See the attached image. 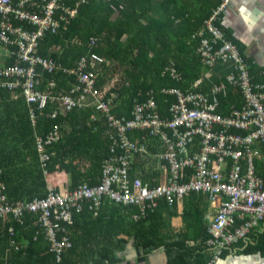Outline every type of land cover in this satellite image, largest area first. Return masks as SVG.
I'll return each instance as SVG.
<instances>
[{
	"label": "built area",
	"instance_id": "1",
	"mask_svg": "<svg viewBox=\"0 0 264 264\" xmlns=\"http://www.w3.org/2000/svg\"><path fill=\"white\" fill-rule=\"evenodd\" d=\"M85 1L76 0L71 5L64 0H0V90L13 93L22 90L27 101H36L39 107H45L50 100L61 96L62 107L67 110L84 105L85 96L93 94L96 109L107 117V123L114 130L109 135L114 154L108 160L112 162L106 161L98 184L84 183L74 189H58L51 185L45 196L18 205L7 202L0 191V220L13 215L23 223L26 212L35 213L38 232L44 230L50 251L61 260L62 252L72 245L67 230L74 224V210H82L83 200L90 202L94 217L105 208V202L135 205L142 214L163 198L173 204L189 190H202L213 203L220 200L206 240L212 252L207 264H214L225 249L247 242L253 228L264 223V176L256 172L254 166L256 159H264L255 145L258 142L264 144V80L255 78L238 45L215 23L232 0H223L213 8L201 29L192 35L197 38V53L203 65L214 68L229 64L231 69L223 80L214 82L208 89H198L200 81L194 84L197 90L169 89L176 94L177 100L170 104V116L165 118L150 96L135 102L133 117L114 114L113 101L117 93L103 98L95 88L97 73L93 68L96 62L104 59L93 52L82 55L75 66L62 70L76 75L78 80L66 93L54 91L56 81L53 79L47 82L46 88L50 89L42 88V73L61 70V65L40 54L43 40L50 32L65 30ZM98 39L93 36L91 44L96 45ZM12 59L14 61L10 62ZM170 75L177 79L181 77L175 67L171 68ZM231 88H237L243 103L224 116L220 110V96L228 95ZM80 90H83L80 96L73 95ZM133 130L160 133L167 146V152L160 157L168 158L175 171L180 164L197 160L199 176L191 182L178 184L173 181L175 174L167 183L153 187L141 178H132L130 160L139 151H146L145 144H138L129 136ZM59 138L57 126L46 140L37 136L36 146L44 170L50 156L47 146ZM196 142L201 145L197 154L193 151ZM140 216L134 215L135 218ZM9 231H15L12 224ZM10 244L20 249L14 239ZM0 260H3L2 264H14L10 258L1 257Z\"/></svg>",
	"mask_w": 264,
	"mask_h": 264
},
{
	"label": "trees",
	"instance_id": "2",
	"mask_svg": "<svg viewBox=\"0 0 264 264\" xmlns=\"http://www.w3.org/2000/svg\"><path fill=\"white\" fill-rule=\"evenodd\" d=\"M64 1L72 5L76 0ZM142 1L143 0H87L82 2L78 8V13L71 19L72 21L70 20L67 29L61 31V28V32L48 33L43 40L39 52L42 56H46L56 64L69 68L75 66L76 61L82 55H89V53L92 52L96 53L104 60L96 62V66L93 68L97 73L95 88L99 90L103 98H107L113 92L117 93V97L113 101L114 114H124L128 118H131L133 117L132 110L135 102L144 101L150 96L154 98L161 112V116L165 118L170 115L168 114L170 104L177 100L176 94L169 92V89L179 88L182 89L183 92H187L189 89L191 90L192 87L189 86L193 84L198 74L195 72V68H193L194 57L192 54H189L193 50H190L186 43L189 36L184 40H178L181 45L185 46L184 49L177 45L176 47L181 48L178 52L177 48H173L168 40L160 38V35L165 36L168 30L171 31L172 23L174 19L177 18V15L173 12L169 11L170 13L168 14H163L160 17L152 19L151 25L148 26L151 31H158L160 33L157 35V41L144 37L140 39L135 38L141 35V30L138 31L139 35H133L129 39H125L124 36L127 33H136L137 25H135L134 22H138L139 18L133 15V10H136L137 7L142 8ZM171 2V0L168 1V3ZM111 5L115 6L117 9L115 15H112ZM211 12L208 16H210ZM182 13L183 11L180 14ZM172 15H174V17H172ZM182 15H185V11ZM185 16L188 21H191V14ZM182 23L187 22L182 19ZM188 23L189 24L185 25L188 35H191L194 30L197 31L200 29V27L198 28L199 25L195 22ZM215 23L220 26L219 20H216ZM183 27L184 26H178L179 29ZM94 35L99 38L98 41L95 42L97 43L96 45L89 42ZM227 37L230 38V35H227ZM195 45L194 50H197V43H195ZM150 50L154 52L152 55L150 54ZM166 54L171 55L165 57ZM121 56L122 59L120 58ZM118 59L121 60L117 64L116 61ZM170 59L173 61H170ZM13 61L14 59L10 60V62ZM154 61L157 62L155 63ZM172 67H175L180 73L181 77L179 79L169 76ZM251 73L254 74L256 72L251 70ZM41 79V86L44 90L50 89L46 88L47 82L50 79L55 80L56 88H54V91L58 94L64 92L65 89L71 88L78 82L76 75H71L62 70L55 69L53 72L42 73ZM256 79L264 80V77H257ZM82 91L83 90H80L73 95L78 97ZM1 92L0 90V93ZM4 92L2 96L6 97L10 95L6 93L8 90ZM15 94H17V98L14 103L20 105L24 113L20 122L22 128L19 129L22 137L16 139H24V148L26 150L30 149L33 151L34 146V156L36 160H33L32 168L28 170L29 175L27 176L31 177L33 183L31 185H26L23 184V182L26 181L27 178H23L21 173L19 174V170H8V165H18L13 163L16 158L18 159L21 157L19 155H12L7 158V163L9 164L2 165L1 155L4 154V149L0 148V191L5 194L6 201L12 205H18L21 202L30 201L37 196H45L51 185L56 188L58 187V185L54 183V174H60L63 170L69 174V185L67 186L69 189H74L78 185L84 183L89 185L100 183L102 179V169L106 161L109 162L110 160L108 159L114 154L111 150L109 138L110 133L114 130L107 123V117L103 113L100 112L97 116L98 112L95 109L96 104L93 103L87 106L81 105L75 107V109L73 108L71 111L62 107L61 96H57L54 100H50L47 106L39 107L38 102L27 101L22 90H17ZM220 98V100H222L221 112L224 116L229 115L234 108L241 107L243 103L237 88H231L228 95L225 97L220 96ZM55 112L56 116L53 115ZM94 117L97 118L96 121ZM78 119L83 120L81 125L76 123ZM55 126L59 128L60 138L47 146L50 156L47 160L45 172L44 168L41 166L39 152L35 145L37 136H41L46 140ZM233 131L239 130L234 129ZM132 132H135L136 136L140 138L138 142L150 147L148 148L150 151L156 152L158 148H160L159 150L161 151L162 147L163 152L159 155L167 152V146L160 136V133L158 135L151 134L149 130H133L129 132L131 138H133ZM142 136H145V139H142ZM200 147V143L196 142L193 149L194 153H199ZM13 151L16 152L17 149L14 148ZM141 154L143 155L145 152L139 151L130 160L131 177L141 178L144 182L148 183L150 187L162 184L159 182L161 172L157 169L154 170L152 167H155V164H151L149 161L150 159L147 158L146 160ZM160 160L164 163L166 170V177L165 180L162 181L163 183H167L175 174L177 176L173 181L178 184L191 182L199 176L198 171H196L197 160H194L191 164H180L177 171L172 168V164L168 158H161ZM22 161L25 162L24 159ZM138 171H140L138 173L139 176L134 174ZM96 172H101V177L100 174L97 173V175ZM202 194H204L202 190H189L183 198L175 200L173 204H169L167 199L163 198L156 206L148 208L147 211L142 214L139 207L135 205L105 202V208L95 217L92 215V210L89 208L90 202L83 200L82 210L79 212L74 210V224L68 226L67 230L72 245L62 252L61 260L57 259L56 253L50 251V243L47 240L44 230L42 229L41 232H38L39 224L37 216L33 212H26L24 214L22 217L24 220L23 223L19 222V217H14L13 215H7V217L2 218L0 221V236L3 240H8V244L14 239L15 242L20 245V249H15V245L12 246L17 255L14 254V256L10 258L14 264H123L124 257L119 256V252L125 251L128 239L125 237H118L117 241L113 244H111L110 239L113 236H117L122 231L133 237L132 246L134 247L135 245L136 248L134 247V250L139 252V260L144 261L149 254L158 248L156 241L160 240L161 242L164 240L162 238L165 234V221L167 219L164 210H174L178 203H190L191 201H193L196 208H199V201ZM186 212L190 215L193 214L191 210H186ZM135 214L141 216L135 218ZM11 224L15 228L14 233L9 231ZM81 225L82 233L80 236H77V231L81 228ZM204 232L207 233V227L204 228ZM26 234H31L33 236H31L28 245L23 246L20 237ZM183 236L187 237V241L191 237L188 232ZM94 237H96L97 248H93L90 243ZM208 237L209 236H207V238ZM205 241L198 244H191L189 242L184 243L183 241L176 240L168 244L171 245L167 246L168 249L166 248V252L170 255V257H168V264H207L212 256V252L207 247ZM175 245L179 246V248L175 247ZM249 246H251V244H249L248 247ZM1 255L0 249V258L2 257ZM13 258H15V260ZM0 262V264H2L3 260H0Z\"/></svg>",
	"mask_w": 264,
	"mask_h": 264
},
{
	"label": "crops",
	"instance_id": "3",
	"mask_svg": "<svg viewBox=\"0 0 264 264\" xmlns=\"http://www.w3.org/2000/svg\"><path fill=\"white\" fill-rule=\"evenodd\" d=\"M168 1L169 0H143L142 8L137 7L136 10H133V15L139 18L138 22H134V24L137 25L136 33H127L124 36L125 39H129L133 35H139L138 31L141 30V35L135 38L140 39L141 37H144L157 41V35L160 33L158 31H151L150 27L148 26L151 25L152 19L160 17L163 14L173 12L177 15V18L174 19V22L172 23V29L171 31L168 30L165 36L160 35V38L168 40L169 44H171L173 48H177L178 52L181 50V48L185 49V46L181 45L178 40H184L189 36L186 40V43L188 44L189 49L193 50L189 54H192V56L194 57L193 68H195L194 70L198 74L196 80L189 87L193 88L194 83L198 81H200L202 84L208 85L213 82L223 80L226 74L231 69V66L229 64H220L213 69L204 66L198 57L197 50H194V47L196 46L195 43H198L196 42L197 40H193L191 38V35H188L185 29L187 28L185 25L189 24L188 22H195L199 25L198 28L201 27L203 20L208 16L211 10L223 0H171V3H168ZM231 3L232 4L227 9H225L219 17L220 27L227 35H230V38L238 45L242 54L247 58L248 62L250 63L251 70L256 72L254 73L255 75H253L256 78L264 77V0H232ZM110 8L113 12L112 15H115L117 12L116 7L111 5ZM182 11V14H184L185 11V15H192L191 18L188 17L191 19V21H188L185 15L183 16L182 14H180ZM172 17H174V15H172ZM182 19L186 20L187 23H182ZM178 26L184 27L179 29ZM176 45H179L181 48L176 47ZM153 53L154 52L150 50V54L152 55ZM169 55L171 54H166L165 57H168ZM120 58L122 59V56ZM121 59H118L117 62ZM170 61L173 60L170 59ZM262 73L263 75H261ZM169 76L171 78H174L171 75ZM1 91L0 148L4 149V154L1 157L3 159H1V161L2 163H4L2 165L8 164L7 158H9L10 156L19 155L22 160H25V162L18 158L19 160L16 159L13 163L18 165H8V170H19V174L21 173V176L23 178H27V180L24 181L23 184L31 185L33 183V180L30 176H27L29 175L28 170L32 168L33 160H36L34 156V146L33 151H31L30 149L26 150L23 145L24 139L20 138L15 141L16 138L22 137L20 135L21 131L19 129L22 128L20 122L24 114L23 109L20 108V105L14 103L17 98V94H13L12 92L9 93L8 91L6 93L10 95L4 97L2 95L5 93V90ZM238 93L241 96L239 91ZM94 99L95 98L93 97L90 103L89 99L86 100L84 105L87 106L93 104ZM96 111L98 112V116L99 111L97 109ZM94 120H96V117H94ZM82 122V119H78L76 123L81 125ZM131 134L133 137L132 139L138 142L140 138L136 136L135 132H132ZM255 145L257 146V148H259L262 155H264V144L258 142ZM14 148L17 149L16 152L13 151ZM148 148L150 147L146 145L145 154L142 156L145 157L146 160L147 158H149L151 164H155V167L152 168L154 170L157 169L161 172L159 182L163 183L162 181H164L166 177V170L164 167V163L160 160L161 158L159 155L163 152L162 147L161 151L159 150L160 148H158V151L156 152L150 151ZM254 166L256 172H259V174L264 176V159H257ZM139 172L140 171L134 174L139 176ZM97 173L100 174L101 177V172H96V174ZM68 178L69 174L67 172H64L63 170L60 174H54V183L58 185V189L68 188ZM219 201L220 200L218 199L215 203H213L207 195L202 194L199 201V208H196L193 201H191L190 203H178L176 209L174 210L165 209L164 212L167 215V219L165 221V234L162 238L164 240H162L161 242L160 240L156 241V243L158 244V248L154 252L149 254L147 259L144 261L139 260V252L134 250V243V247L132 246V242L134 239L132 236L127 235V233L121 231V233H119L117 236H113L112 238H110L111 244L115 243L118 237H125L128 239L125 251L119 252V256L124 257L123 264H168V257H170V255H168V253L166 252V248L167 246H171L168 244L175 242L176 240L183 241L184 243L189 242L191 244H198L200 242H204L207 239V236H209L208 226L214 215L216 214ZM186 210H191L193 214H188ZM205 227H207V233L204 232ZM188 230H190L191 232ZM81 232L82 225L81 228H79L77 231V236H80ZM187 232L191 235L188 241L187 237L183 236L184 234H187ZM31 236V234H26L20 237L23 246L28 245ZM90 243L93 248H97L98 245H96V237H94V239H92ZM249 244H251V246L248 247ZM175 247L179 248V246L177 245H175ZM0 249L3 259L11 258L15 254L12 245L8 244V240H3L1 236ZM214 264H264V223L260 222L255 228H253V230L249 234L247 242L239 243L237 246L233 245L231 246V248L225 249L221 258L218 259Z\"/></svg>",
	"mask_w": 264,
	"mask_h": 264
},
{
	"label": "bare ground",
	"instance_id": "4",
	"mask_svg": "<svg viewBox=\"0 0 264 264\" xmlns=\"http://www.w3.org/2000/svg\"><path fill=\"white\" fill-rule=\"evenodd\" d=\"M72 21V20H71ZM73 25V24H72ZM186 29V28H185ZM185 29H184V31H185ZM179 30V29H178ZM195 31V30H194ZM182 32V31H181ZM57 33V32H56ZM60 36V35H59ZM73 36V35H72ZM95 36V35H94ZM86 37V36H85ZM90 42V41H89ZM166 43V42H165ZM68 44V43H67ZM70 45V44H69ZM45 46V45H44ZM71 46V45H70ZM169 46V45H168ZM177 46V45H176ZM69 47V46H68ZM76 47V46H75ZM99 48V47H98ZM107 48V47H106ZM72 49V48H71ZM125 49V48H124ZM131 49V48H130ZM167 49V48H166ZM60 50V49H59ZM101 50V49H100ZM74 51V50H73ZM87 51V50H86ZM104 51V50H103ZM85 52V51H84ZM109 52V51H108ZM108 52H107V54H108ZM171 52V51H170ZM43 54V53H42ZM52 54V53H51ZM59 54V53H58ZM84 54V53H83ZM106 54V53H105ZM57 55V54H56ZM77 56V55H76ZM105 56V55H104ZM107 56V55H106ZM115 56V55H114ZM46 57V56H45ZM118 57V56H117ZM168 59V58H167ZM166 59V60H167ZM116 61V60H115ZM175 61V60H174ZM117 62V61H116ZM140 62V61H139ZM155 62V61H154ZM157 62V61H156ZM155 62V63H156ZM135 64V63H134ZM159 64V63H158ZM196 64V63H195ZM162 65V64H161ZM159 66H160V64H159ZM168 67V66H167ZM154 68V67H153ZM141 69V68H140ZM139 69V70H140ZM151 69V68H150ZM61 71V70H60ZM107 71V70H106ZM152 71V70H151ZM150 71V72H151ZM117 72V71H116ZM157 72V71H156ZM132 73V72H131ZM169 73V72H168ZM146 74H148V73H146ZM72 75V74H71ZM196 75V74H195ZM130 76V75H129ZM132 76V75H131ZM157 76H159V75H157ZM147 77V76H146ZM149 77V76H148ZM140 78V77H139ZM110 80V79H109ZM129 80V79H128ZM133 80V79H132ZM158 81H160V80H158ZM77 82V81H76ZM123 82V81H122ZM134 82V81H133ZM163 82V81H162ZM44 84V83H43ZM172 84V83H171ZM45 85V84H44ZM139 85V84H138ZM152 86V85H151ZM164 86V85H163ZM167 87V86H166ZM188 87V86H187ZM208 87V86H207ZM99 88V87H98ZM151 88V87H150ZM170 88V87H169ZM204 88V87H203ZM116 90V89H115ZM114 90V91H115ZM182 90V89H181ZM190 90V89H189ZM155 91V90H154ZM157 91V90H156ZM109 94V93H108ZM155 96V95H154ZM225 97V96H224ZM158 98V97H157ZM224 99V98H223ZM222 101V100H221ZM243 102V101H242ZM50 103V102H49ZM53 103V102H52ZM234 103V102H233ZM236 103V102H235ZM239 103V102H238ZM26 104V103H25ZM168 105V104H167ZM237 105V104H236ZM241 105V104H240ZM23 106V105H22ZM47 106V105H46ZM228 106V105H227ZM234 106V105H233ZM95 108V107H94ZM50 109V108H49ZM75 109V108H74ZM94 110V109H93ZM221 110V109H220ZM43 111H44V109H43ZM72 111V110H71ZM74 111V110H73ZM169 111V110H168ZM230 111V110H229ZM228 112V111H227ZM38 113V112H37ZM116 113V112H115ZM226 113V112H225ZM229 113V112H228ZM90 114V113H89ZM169 114V113H168ZM15 115V114H14ZM56 116V115H55ZM68 116V115H67ZM170 116V115H169ZM56 118V117H55ZM71 118V117H70ZM54 119V118H53ZM97 119V118H96ZM66 120H68V119H66ZM31 121V120H30ZM51 121V120H50ZM96 121V120H95ZM52 122V121H51ZM57 124V123H56ZM85 124V123H84ZM26 125H28V124H26ZM50 126V125H49ZM30 128V127H29ZM87 128V127H86ZM234 130V129H233ZM31 132V131H30ZM150 138V137H149ZM17 140V139H16ZM29 140V139H28ZM34 140V139H33ZM11 141V140H10ZM23 141V140H22ZM25 143V142H24ZM24 143H23V145H24ZM14 145V144H13ZM35 145V144H34ZM15 146V145H14ZM36 146V145H35ZM12 147V146H11ZM55 149V148H54ZM19 150H21V149H19ZM38 153V152H37ZM165 153V152H164ZM137 154V153H136ZM29 155V154H28ZM142 155V154H141ZM144 155V154H143ZM2 156V155H1ZM70 157V156H69ZM5 159V158H4ZM17 159V158H16ZM20 159H22V158H20ZM52 159V158H51ZM3 160V159H2ZM19 160V159H18ZM54 162V161H53ZM6 163V162H5ZM11 163V162H10ZM146 163V162H145ZM4 164V163H3ZM9 164V163H8ZM88 164V163H87ZM92 164V163H91ZM147 166V165H146ZM264 169V168H263ZM10 198V197H9ZM27 199V198H26ZM23 201V200H22ZM90 204V203H89ZM31 215V214H30ZM106 215V214H105ZM29 216V215H28ZM88 217V216H87ZM27 218V217H26ZM33 221V220H32ZM106 221V220H105ZM12 223V222H11ZM3 224V223H2ZM98 224V223H97ZM26 225H27V223H26ZM109 225V224H108ZM206 225V224H205ZM23 226V225H22ZM111 226V225H110ZM103 227V226H102ZM116 227V226H115ZM74 228V227H73ZM7 229V228H6ZM39 230V229H38ZM109 230V229H108ZM112 231V230H111ZM23 233V232H22ZM82 233V232H81ZM79 234V233H78ZM33 236V235H32ZM88 236V235H87ZM93 237V236H92ZM196 239V238H195ZM202 239V238H201ZM40 240V239H39ZM90 240V239H89ZM168 240V239H167ZM42 242V241H41ZM20 243V242H19ZM138 243H139V241H138ZM162 244V243H161ZM199 247V246H198ZM49 248V247H48ZM172 248V247H171ZM168 249V248H167ZM25 250V249H24ZM23 252V251H22ZM27 252V251H26ZM17 253V252H16ZM20 254V253H19ZM16 255V254H15ZM28 255V254H27ZM26 255V256H27ZM17 256V255H16ZM15 256V257H16ZM14 260H15V258H13ZM1 263V262H0ZM54 263V262H53Z\"/></svg>",
	"mask_w": 264,
	"mask_h": 264
},
{
	"label": "rangeland",
	"instance_id": "5",
	"mask_svg": "<svg viewBox=\"0 0 264 264\" xmlns=\"http://www.w3.org/2000/svg\"><path fill=\"white\" fill-rule=\"evenodd\" d=\"M66 29H67V28H65V30H66ZM191 38H192L193 40H196V39H197V38H193L192 35H191ZM197 54H198V53H197ZM198 56H199V55H198ZM199 58H200V57H199ZM16 62H17V64L19 65L20 62H19V61H16ZM119 62H120V60L117 62V64H118ZM64 68H67V67H63V66H61L60 69L63 70ZM209 85H210V84L206 85V84H202V83H201V87H200L199 89H201V90L206 89V88L208 89ZM207 86H208V87H207ZM203 87H204V88H203ZM192 89H193V90H194V89L197 90L196 87H193ZM64 92L66 93V90H65ZM92 98H93V94H91V93L87 94V95L85 96V98L83 99V103H85L86 100H88V99H89V103H90L91 100H92ZM89 103H88V104H89ZM93 103H95V99H94V102H93ZM158 108H159V107H158Z\"/></svg>",
	"mask_w": 264,
	"mask_h": 264
},
{
	"label": "clouds",
	"instance_id": "6",
	"mask_svg": "<svg viewBox=\"0 0 264 264\" xmlns=\"http://www.w3.org/2000/svg\"><path fill=\"white\" fill-rule=\"evenodd\" d=\"M203 25V24H202ZM202 25H201V27H202ZM201 27H200V29H201ZM198 31V30H197ZM197 31H194V32H192V34L191 35H193L195 32H197ZM197 40V39H196ZM198 42V41H197ZM240 49V48H239ZM242 53V52H241ZM243 55V54H242ZM244 56V55H243ZM199 57V56H198ZM245 57V56H244ZM200 59V58H199ZM201 61V60H200ZM202 63V62H201ZM205 66V65H204ZM207 67V66H206ZM209 68V67H208ZM215 68V67H214ZM211 69H213V68H211ZM221 81V80H220ZM220 81H218V82H220ZM196 83V82H195ZM194 83V84H195ZM214 83V82H213ZM213 83H211V84H213ZM211 84L209 85V87L208 88H210V86H211ZM194 87H196V88H198L196 85H194ZM199 89V88H198ZM3 90H7V89H3ZM66 91H67V89H65ZM9 92H11L10 90H8ZM13 93V92H12ZM13 94H15V93H13ZM95 104V103H94ZM232 111V110H231ZM138 144H141V142H138ZM1 221V220H0ZM211 223V222H210ZM210 225V224H209ZM209 227V226H208ZM207 245V244H206Z\"/></svg>",
	"mask_w": 264,
	"mask_h": 264
}]
</instances>
